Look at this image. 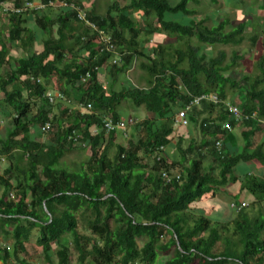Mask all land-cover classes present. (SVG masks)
<instances>
[{
	"label": "trees",
	"instance_id": "1",
	"mask_svg": "<svg viewBox=\"0 0 264 264\" xmlns=\"http://www.w3.org/2000/svg\"><path fill=\"white\" fill-rule=\"evenodd\" d=\"M172 2H114L100 13L88 0H0L9 8L0 109L11 121L0 138V264H32L24 257L30 242L44 264H70L68 245L76 264H154L160 253L169 256L164 264H264V176L252 173V165L264 169V28L249 35L252 46L261 38L263 54L237 106L239 87L228 76L239 56L225 63L224 51L211 53L243 42L245 24L228 29L215 14L208 27L188 7L196 0ZM155 34L175 40L154 43ZM134 65L144 87L127 77ZM53 93L61 97L50 100ZM202 95L217 101L186 109ZM122 102L153 116L128 125L138 132L128 147L117 130H101L103 117L119 121ZM225 104L242 117L232 119ZM183 111L187 128L178 134ZM224 124L241 128L242 146ZM195 129L198 142L190 140ZM78 145L89 155L67 169L61 161ZM240 163L250 169L239 171ZM233 185L234 194L226 190ZM207 201L225 202L229 219L197 203Z\"/></svg>",
	"mask_w": 264,
	"mask_h": 264
},
{
	"label": "rangeland",
	"instance_id": "2",
	"mask_svg": "<svg viewBox=\"0 0 264 264\" xmlns=\"http://www.w3.org/2000/svg\"><path fill=\"white\" fill-rule=\"evenodd\" d=\"M22 3H25V0H21ZM130 0H91V2L96 3L95 8L100 12L104 13L108 6L110 4H113L114 2H117L118 4H127ZM173 1L172 3H178L179 0H171ZM34 7H37L38 4L36 3L33 5ZM189 9H194L196 10L194 17L197 19H205V25L209 27L211 24V21L207 18L209 15H215V22H219L223 19L229 20V25L228 29L234 28L237 26V24L243 22L245 24L244 28V40L241 42L239 45H223V46H218L217 48H213V52L211 53L212 55L217 54V50H222L224 51L226 58H225V63H229L230 57L232 56V53H236L237 56H239V59H235L233 62V67L232 71L229 72V76L233 81H235L238 84L237 89H235V92L237 93V96L235 98V102L237 106L240 105L241 103V96H243V91L246 86L245 83V78L247 76L245 75H250L251 73L255 72L257 69V64L263 54L261 47L259 45V40L256 41L255 46H252L250 43L249 35L252 34V32L259 33V31L264 28V0H217V3L212 4L210 0H196V2H190L188 4ZM236 8H240V10H236ZM9 9V8H8ZM2 10L0 9V30L4 29L3 31L6 30V25L7 24V19L5 13L7 10ZM250 10H253L254 13L252 14ZM242 11V12H241ZM131 19L133 21H139L138 16L136 15H130ZM142 24V23H141ZM5 26V27H4ZM226 30V29H225ZM169 35V34H168ZM34 52L35 50H38V46H35L33 48ZM206 47L204 46V51ZM18 51V50H17ZM16 51V52H17ZM207 52V51H206ZM18 53V52H17ZM142 71L138 69L136 65L132 68L131 71L128 72V79L129 81L137 86V87H144V82L142 81ZM144 76V75H143ZM245 77V78H244ZM102 78V77H99ZM233 90V89H232ZM233 93V92H230ZM76 98H79V95L76 96ZM74 106L80 107V103H75L72 102ZM117 112L120 114L119 120H127L131 119L132 121L138 122L144 119L143 112H145L142 108L138 109L132 106V104L129 103H124L122 102L118 107H117ZM145 114V113H144ZM127 117V118H126ZM146 117L152 118L153 116L151 114H146ZM131 126V125H130ZM126 126L121 131H116L117 132V142L124 145L125 147H128L130 143H132L136 137L138 136V132H134L132 127ZM11 127V121L8 115L4 112L3 109H0V138L5 137V135L9 132ZM183 126H174V131L178 132L180 134H185L184 128L186 129L187 127ZM241 129V128H240ZM240 129L238 127H232L231 132L235 135L237 138V144L238 146H242L243 140L240 136ZM233 130V131H232ZM180 132V133H179ZM194 134H191V139L196 142L199 141L200 135L198 134L197 129H195ZM52 133V132H51ZM264 133V131H263ZM262 132L257 131L254 136L250 138L251 141H253L254 144L258 143L260 140V135ZM51 134H49L47 137H49ZM177 135V133H175ZM40 138L42 139V135H39ZM176 138V136H175ZM263 139H264V134H263ZM175 139H173L172 142H174ZM186 144H183L185 147ZM114 153V148H111L109 151L110 156ZM89 155V150L87 146L78 145L74 147L73 150L69 152L61 161V165L65 166L67 169H73L76 164L79 162L83 161L84 158H86ZM147 159H144V163ZM147 162V164H149ZM253 169V174L255 173L258 176L263 177L264 176V169H261L258 166L252 165ZM2 165L0 163V170H2ZM247 169H250L248 165H245L243 163H240L238 165V170L239 171H246ZM251 172V171H250ZM228 192L234 194L235 189H231V186L227 187L226 189ZM241 200H244V202H248V199L245 197L241 198ZM198 205H203V206H213L214 210L217 209V212H222L224 216V220H228L229 216L231 214V209H229L228 205L225 202H222L219 204H212L207 201L206 205L204 202H197ZM249 204V203H248ZM193 206V205H192ZM214 219H216L214 215ZM69 241V240H68ZM4 243H10V241H5ZM140 242L138 243V245ZM69 246V256H70V264H76V254L74 250L72 249V246ZM53 252L56 250V247H52ZM26 259L29 260L30 263L32 264H44L42 263V256L40 253V248L35 245L34 242H30L26 245V256H24ZM169 256L160 253L156 259L154 264H164L165 260L168 259ZM53 259L56 260V257L54 256Z\"/></svg>",
	"mask_w": 264,
	"mask_h": 264
},
{
	"label": "built area",
	"instance_id": "3",
	"mask_svg": "<svg viewBox=\"0 0 264 264\" xmlns=\"http://www.w3.org/2000/svg\"><path fill=\"white\" fill-rule=\"evenodd\" d=\"M1 6V5H0ZM28 7L32 6L34 7L33 5H28ZM3 10H6V7L3 6L2 7ZM15 12H19V10H14ZM80 17H82V15H80ZM102 39H103V42H105V45L107 46V49H114V45L107 39L106 36H102ZM88 74L86 73L85 74V78H88ZM53 96L55 97H61V95L59 93H53L52 95L51 94H47V97L52 100ZM202 100H207V101H214L216 102V97L215 96H209L207 97L206 95H202L200 97H197L195 99L192 100L191 103H189L188 107L186 109H189V107L191 105H198ZM225 106L227 107L228 109V112L230 113V116L232 119L234 120H239L242 115L240 113V110L237 108V106L233 105V104H225ZM85 108L86 109H89L90 108V104H86L85 105ZM184 112H180L176 115L175 119H174V126H186L187 125V121L185 119V115H184ZM253 116V114H252ZM104 119L102 120V131H104L106 134L108 132H111V131H121L123 130L124 128H126V126L128 125H131L133 123H135V121H132L131 119H127V120H119L117 122H113L109 117H103ZM49 124L46 123L44 125V127L42 128V130L44 131L45 129H48L49 128ZM224 129L226 130V132H230L231 131V126L229 124H224L223 125ZM161 178L166 182V183H170L171 182V177L166 173V172H162L161 173ZM178 176H174V179L177 180ZM242 206L244 205L243 203L241 204Z\"/></svg>",
	"mask_w": 264,
	"mask_h": 264
},
{
	"label": "crops",
	"instance_id": "4",
	"mask_svg": "<svg viewBox=\"0 0 264 264\" xmlns=\"http://www.w3.org/2000/svg\"><path fill=\"white\" fill-rule=\"evenodd\" d=\"M90 3H91V0H88V4H90ZM94 4H96V3H94ZM174 40H175L174 38L169 37L168 35H163V34L162 35L161 34H155L151 38L152 42L159 43L161 45L171 44L172 42H174ZM138 109H140V108H138ZM143 115H144V117H146L144 112H143ZM173 144H174V142H173ZM231 189H235V192L237 190L236 186H234V185L231 186Z\"/></svg>",
	"mask_w": 264,
	"mask_h": 264
},
{
	"label": "clouds",
	"instance_id": "5",
	"mask_svg": "<svg viewBox=\"0 0 264 264\" xmlns=\"http://www.w3.org/2000/svg\"><path fill=\"white\" fill-rule=\"evenodd\" d=\"M0 5H2V6H5L6 7V9H8V6L5 4V3H0ZM33 5H35V3L33 4ZM1 9L3 10V8L1 7ZM13 11L14 10H17V9H12ZM15 12V11H14Z\"/></svg>",
	"mask_w": 264,
	"mask_h": 264
}]
</instances>
